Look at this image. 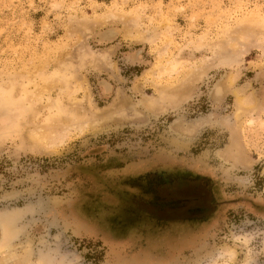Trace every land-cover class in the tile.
I'll return each mask as SVG.
<instances>
[{"label":"rangeland","instance_id":"obj_1","mask_svg":"<svg viewBox=\"0 0 264 264\" xmlns=\"http://www.w3.org/2000/svg\"><path fill=\"white\" fill-rule=\"evenodd\" d=\"M12 215L30 264H264V0H0Z\"/></svg>","mask_w":264,"mask_h":264},{"label":"bare ground","instance_id":"obj_2","mask_svg":"<svg viewBox=\"0 0 264 264\" xmlns=\"http://www.w3.org/2000/svg\"><path fill=\"white\" fill-rule=\"evenodd\" d=\"M201 68H203V66L197 68L196 70L198 71ZM189 75L192 76L193 73H191ZM40 129H37V130L35 129V131H34V129L31 130V132L29 134V140L31 141V143L36 144V145L37 144L46 145L47 149H48V148H50L49 147L50 145L53 146L55 144V142H57L56 137L52 134V132L50 134L48 132V130L46 131V130H40ZM64 132H66V131L64 130ZM61 138H62V136H61ZM57 139H59V138L57 137ZM55 145H57V144H55ZM2 219H3V221H1L0 255H3V257L0 259V264H4L8 259L13 260V262H14L13 264H30L29 252H27L25 255H23L22 258H16V257L14 258V253L12 251V244L11 243H12V241L16 235L14 226H15V221L17 219V216L12 215L9 217H3ZM17 234H18V232H17ZM234 257H235V253L232 250H229V257L227 260L228 262L225 263L226 262V260H225L224 263L229 264L234 259Z\"/></svg>","mask_w":264,"mask_h":264}]
</instances>
